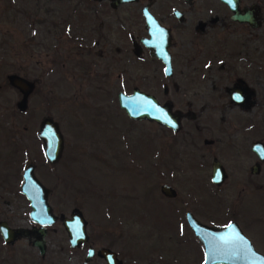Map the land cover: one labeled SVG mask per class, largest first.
I'll use <instances>...</instances> for the list:
<instances>
[{
    "label": "rangeland",
    "instance_id": "obj_1",
    "mask_svg": "<svg viewBox=\"0 0 264 264\" xmlns=\"http://www.w3.org/2000/svg\"><path fill=\"white\" fill-rule=\"evenodd\" d=\"M36 1V6L50 2L47 7L60 14L64 12L62 6H65L66 13L72 6L67 0L61 3L58 0ZM250 1L242 0V3L248 5ZM258 2L262 22L253 29L252 35H249V28L242 25L236 26L234 32V35L239 32L241 35L233 38L216 35L202 43L206 52L197 64L202 68L200 77L203 80H175L174 86L172 80H167L159 72V80H139L138 63L129 58L124 67H114L113 76L119 73L122 78L112 80L109 102L101 101V91L93 90L85 82L74 89L76 107L68 100H65L64 107L67 125L75 128L67 129L64 160L56 163L52 170L39 168L35 175L49 187L47 202L55 215L67 213L71 207L81 211L88 240L77 251H69L61 235L51 230L45 237L44 258L40 259L37 251L25 240L6 244L0 238V264H81L88 244L94 249H112L123 264H202L201 246L185 223L186 210L192 211L202 222L215 226L224 224L230 215L234 216L253 247L264 255V160L258 161L259 170L252 175L249 167L257 159L248 152L246 145L247 155H244L238 140L226 145L222 140L223 146L217 155L222 160L226 177L219 186H214L209 181L210 159L202 151L201 138L205 134L199 133L196 140L203 152L202 157L191 149L186 136L187 132L196 135L189 127L194 123L200 126L242 124L241 131H238L240 140H248V143L261 140L264 143V0ZM32 3V0H0V80H6L5 76L11 73L26 77L30 21L25 14L32 12ZM12 5V10L16 11L10 16L7 7ZM126 19L129 31L136 28V34L139 10L127 11ZM134 22H137L136 27ZM188 38L190 36L181 39L186 41ZM225 38L235 48L225 46L226 50L222 51L223 47H218L215 50L222 53L208 55L211 50L208 47L223 45ZM239 39L243 48L237 47ZM235 49L239 54L230 56ZM238 57L242 60L238 61ZM234 62L245 85L253 91L246 108L234 106L223 90L211 87V84H219L224 88L236 81L231 77L235 69L230 68ZM207 65L209 70H206ZM4 85L0 84V110L4 107V96L13 93L9 89L6 91ZM164 85L168 89L167 95L162 94ZM134 87L154 95L159 102L169 99L173 108L183 113L190 107L203 114L195 122L180 119L177 134L154 122L130 120L118 107L116 93H130ZM89 91V98H84ZM61 94L58 86L49 99L50 108H58ZM217 94L222 96L219 101ZM19 98L18 94L16 99ZM10 99L14 98L11 96ZM219 102L222 105L220 111L213 108L219 106ZM86 103L94 107H86ZM106 109L111 111L107 113ZM105 119L109 120L106 122ZM244 125L250 126L245 130ZM17 161L12 179L8 183L0 180V220L11 227L25 226L30 222L28 204L18 192L26 158L23 156L20 160L19 155ZM162 183L172 186L176 192L174 198L160 194ZM7 187L17 192L11 194L6 191ZM90 264L104 262L94 257Z\"/></svg>",
    "mask_w": 264,
    "mask_h": 264
},
{
    "label": "flooded vegetation",
    "instance_id": "obj_2",
    "mask_svg": "<svg viewBox=\"0 0 264 264\" xmlns=\"http://www.w3.org/2000/svg\"><path fill=\"white\" fill-rule=\"evenodd\" d=\"M32 1V12H27L25 14L30 21L27 38L26 77L19 75L24 77L28 83V92L26 94L25 108L23 110L18 109L16 106L18 102L16 99L17 95L19 94V96H21L18 90L11 86L8 80H0V84H5L6 91L9 89L13 92L8 96H4V107L0 110V175L3 177L0 180L8 183V180H11L13 175L16 174L17 166H14L15 161L16 163L18 162L17 159L19 155L20 160L24 156L26 162L21 169L20 185L18 188V192L23 197L24 195L21 193L20 187L22 183V173L27 165L31 166L33 175L43 187L47 189L48 197L50 189L38 179L35 175V171L39 170V168L52 170L56 163H59L62 159L64 160L67 129H75L73 125H67L66 123L64 114L65 100H68L71 106L74 107L75 94H73V91L81 82H85L86 86H89L95 91H101V101L103 99L108 101L112 98V80H120L122 78L119 73H117L116 76H113L114 67L115 65L124 67L129 58H132L133 61L138 63L139 80H159L160 78L159 74L157 75V72L167 80H172L174 86L176 85L175 80H191L192 82L203 80V77H200L203 75V73H201L202 68L198 66L197 62L204 55V52H206L204 49L206 46L202 44L205 40H212L209 38L216 35L228 38L241 35V32L236 33L235 35L234 32L236 26L242 27V25L248 27L250 30L249 35H252L253 29L259 27L262 22L261 7L259 6L260 4L258 0L250 1L248 5L243 4L242 0H237V7L240 12L243 11V8H249L252 5H256L258 8L257 16L260 21L259 26L257 27H252L247 22L233 20L231 18V11L220 0H131L129 2L118 4L117 6L111 5L112 0H67L72 2V6L67 8V13L65 6H62L64 10L62 14L54 13V10L47 7L48 3H50L48 1L42 6H36L37 1ZM58 1L60 2L64 0ZM8 8H10V16H13V12L16 11L12 10L13 5L12 7L8 6L7 9ZM130 10H139L140 13V21L138 22L139 29L136 34V28L132 32L128 29L129 24L126 21V12ZM144 10L153 17L159 26L167 30L168 45L166 50L170 67L169 76L164 75L163 70L165 65L162 60L158 58L154 51L151 48H148L144 43V41L148 39V32L145 28V18L143 14ZM133 24L135 27L137 26V22H134ZM184 36H190V38L185 39L186 41H184L181 39ZM228 38H225V41L221 46H218V44L210 45L208 49L211 50L208 55L212 57L218 52L222 53V51L226 50L225 46L228 48H235L232 42H229ZM238 43L237 47L241 45L240 39ZM218 47H223V50H215ZM240 48H243V46H240ZM238 54V50L235 49L230 56H236ZM237 59L238 61L242 60L241 57H238ZM152 64H156V66L152 67ZM206 67V70L210 69L209 65ZM233 67L235 73H232L231 77L236 81L230 86L224 88H221L219 84H211V87L213 89H216L217 87L218 91L223 90L229 103L234 106H239V108H246L251 101L253 91L249 89V86L245 85V82L243 81L244 78H242L241 74L236 69V62H234L233 66H230V68ZM222 79L224 80L225 78ZM213 80H217V78L213 77ZM233 85L238 86L236 87V91H238L239 94H243V91L240 89L242 85L247 86V90L251 91V93H249V97L246 101L239 104L230 99L228 88ZM58 86L62 94L57 102L58 108L52 109L50 108L49 99L55 92V89H58ZM86 86L85 89H89ZM162 94H168V89L165 85L162 88ZM68 95L73 97L68 98ZM90 95L91 91L86 92L84 98H89ZM11 96L14 98L13 100L10 99ZM221 97L220 94H217L218 101ZM155 99L159 104L167 102L170 105L171 111H178L181 114L180 119L188 118L191 122H195L197 121V117L200 116V114H203L200 113L199 110L193 111L190 107L183 113L181 110L175 107L173 108V104L169 99L163 100L162 102H159L156 97ZM187 104H189V102H187ZM89 106L92 108L94 107L86 103V107ZM220 107L222 108V105L219 102V106L215 105L213 108H218L219 110ZM109 110L110 109H106L104 111H107L108 113ZM45 119H49L55 123L61 141L60 155L58 159L52 163L44 156L43 141L39 136L41 122ZM107 120L109 119H105L106 122ZM19 122H22L20 126L18 125ZM247 126L250 125H244L243 128L245 129ZM189 127L192 129L190 131H194L196 134L193 135L191 132L186 133L188 141L192 147L191 149L200 153V157L203 155L202 151L205 152L206 157L210 159V169L211 163L214 159L221 164L222 160H219L218 157V155H220L219 151L221 150V147L227 143H235L237 140L243 148L244 155H247V152L245 151L246 145L248 152L257 159L256 154L251 151V144L256 140L250 141L249 143L248 140H246V142L245 140H240L241 135H239L238 131H241L242 124H205L200 126L194 123ZM166 129L175 134L179 132L178 130L174 132L169 128ZM199 133L205 134L201 138L204 147L202 151L196 143ZM222 140L225 142H223V145L221 146ZM34 148L36 149L35 152ZM253 164H258V159L250 165V174H252L250 168ZM224 173L226 177L225 169ZM213 185L219 186L215 184ZM7 190L11 194L17 192L16 189L13 191V189L11 190L8 187L6 191ZM24 200L28 204L25 197ZM73 210L80 211L76 207H71L67 213L59 212L58 215H55L52 212L55 219L51 224L44 226L43 230L44 246L42 254L39 249L32 244L38 236L41 225L33 222L29 218L30 207L28 211L30 222L25 226L17 225L11 227L6 221H0H4L7 226L12 229H21V235L17 236L13 243L21 239L25 240L37 251L39 258L43 259L46 251L45 237L51 230L57 231L61 235L64 243L67 244L69 251H77L81 248L82 244L87 242L88 234L86 233L85 221L86 241L75 246L70 245L68 231L63 225L62 220L59 219V216L62 215L65 218H70V213ZM187 211H189L198 221L206 224L195 217L192 211L186 210L185 212ZM228 222H234L242 234L250 241L239 220L232 215H230V218L224 224L218 226H224ZM53 226H55V228ZM250 242L252 244V241ZM89 247L92 246L90 244L86 246V251L82 257L81 264ZM99 248L102 247L96 249L93 248V255L90 257L88 264L92 262L94 257L95 259H100L106 264L102 258L96 255V251ZM109 250L113 251L112 249ZM115 254L116 258L121 261L120 264H123V260L118 256V253L115 252Z\"/></svg>",
    "mask_w": 264,
    "mask_h": 264
},
{
    "label": "water",
    "instance_id": "obj_3",
    "mask_svg": "<svg viewBox=\"0 0 264 264\" xmlns=\"http://www.w3.org/2000/svg\"><path fill=\"white\" fill-rule=\"evenodd\" d=\"M131 0H112V6L129 2ZM231 11V18L239 22H247L252 27L259 26L257 16L258 8L252 5L249 8H243L242 12L237 7V0H220ZM145 28L148 32V39L144 41L148 48H151L155 55L164 63V75H170L169 59L166 47L168 45L167 30L159 26L158 23L145 10ZM9 84L15 87L20 93V99L16 106L18 109L25 108L26 94L28 92V83L24 77L17 74L6 75ZM236 85L228 88L230 99L235 103H242L249 97L247 86L240 88L243 94L236 91ZM118 107L123 111L127 118L134 121H148L177 131L180 127L181 114L178 111H171L170 105L165 102L159 104L152 94L143 92L137 88H132L130 93L118 91L116 93ZM39 136L43 141L44 156L49 162H55L61 152V141L56 129L55 123L49 119L41 122ZM258 161L264 160V144L261 141H253L251 144ZM258 164H253L250 168L252 174L258 172ZM225 178L224 169L217 160H213L210 169V181L219 185ZM21 193L27 199L30 211L29 218L41 225L38 236L32 242L40 253H43L44 226L51 224L55 217L52 214L51 207L47 202V189L33 175L31 166L27 165L22 173ZM159 192L162 196L172 198L176 195L175 190L167 183L159 186ZM63 225L66 227L71 246L86 241L85 220L78 210L70 213V218L59 216ZM185 220L192 235L201 245L203 251L202 264H264V255L258 252L251 242L242 234L234 222H228L224 226H210L201 223L192 214L185 212ZM21 229H12L4 221H0V236L4 243H11L17 236L21 235ZM93 255V248L89 247L82 264H88ZM96 255L102 258L106 264H120L121 261L116 258L115 252L108 248H99Z\"/></svg>",
    "mask_w": 264,
    "mask_h": 264
}]
</instances>
